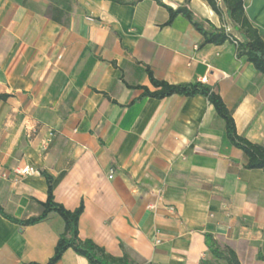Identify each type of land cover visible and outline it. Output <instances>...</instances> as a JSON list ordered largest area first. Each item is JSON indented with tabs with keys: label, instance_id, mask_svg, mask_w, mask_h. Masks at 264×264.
Segmentation results:
<instances>
[{
	"label": "crops",
	"instance_id": "1",
	"mask_svg": "<svg viewBox=\"0 0 264 264\" xmlns=\"http://www.w3.org/2000/svg\"><path fill=\"white\" fill-rule=\"evenodd\" d=\"M123 1L0 0V207L19 219L39 214L43 169L55 201L83 203L78 236L112 256L205 264L214 259L208 233L239 264H264V171L246 167L204 96L157 99L139 87L153 89L147 67L168 83L204 82L237 133L264 144V74L229 40L202 44L181 15L166 24L155 0ZM243 3L264 40V0ZM190 7L231 26L206 0ZM27 165L37 172H14ZM62 229L55 213L32 225L0 214V264L47 262ZM55 264L88 262L68 248Z\"/></svg>",
	"mask_w": 264,
	"mask_h": 264
},
{
	"label": "trees",
	"instance_id": "2",
	"mask_svg": "<svg viewBox=\"0 0 264 264\" xmlns=\"http://www.w3.org/2000/svg\"><path fill=\"white\" fill-rule=\"evenodd\" d=\"M118 3H126L123 0H113ZM164 6L168 11V20H172L181 15L188 20L193 27L202 35V44H222L226 40L235 39L236 57H245L254 68L264 74V40L257 29L252 26L244 12L243 0H206L208 5L217 14L225 12L231 26L226 31L224 27H216L209 20L198 15L190 7V0H183L172 7L162 0H155ZM132 2H135L134 0ZM146 73L153 89L139 86L143 89L142 96H150L161 99L173 94L184 96L202 95L213 106L216 114L224 122V133L227 140L240 149L246 157V167L250 169H262L264 171V144L250 142L248 139L238 134L231 111L227 108L221 96L215 92L208 84L193 80L188 82L168 83L164 80L156 79L152 71L147 67ZM5 98L6 94H0ZM44 176L47 186L46 199L41 202V211L35 216L28 218H15L3 211L0 207V214L6 219L21 225H32L45 220L50 213L57 214L62 222L63 229L55 243L53 254L43 264H55L63 252L71 248L77 254L84 256L88 264H148L146 262H136L127 252L116 257L107 253L104 248L97 245L91 239H81L78 236V221L83 211V203L74 209H67L61 203L54 200L52 175L45 170H40ZM205 244L214 256L213 260L204 262L205 264H221L219 260H224L226 264H239L235 253L231 249H222L211 234L206 233ZM40 264V263H29Z\"/></svg>",
	"mask_w": 264,
	"mask_h": 264
},
{
	"label": "built area",
	"instance_id": "3",
	"mask_svg": "<svg viewBox=\"0 0 264 264\" xmlns=\"http://www.w3.org/2000/svg\"><path fill=\"white\" fill-rule=\"evenodd\" d=\"M226 31L229 30V27H224ZM232 42V44L235 46L236 45V40L235 39H231L230 40ZM202 81H204V78H202ZM53 133L49 132L48 133V138L41 144V149L45 150L48 146L49 141L52 138ZM14 172L18 175H28V174H34L37 172V170L33 167V166H24V167H18L14 169ZM112 173V172H111ZM109 177H111V174L109 175ZM156 243L159 242L158 239H156L155 241Z\"/></svg>",
	"mask_w": 264,
	"mask_h": 264
}]
</instances>
